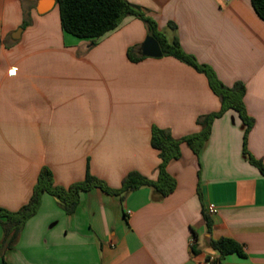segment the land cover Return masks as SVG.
<instances>
[{
    "label": "crops",
    "instance_id": "obj_1",
    "mask_svg": "<svg viewBox=\"0 0 264 264\" xmlns=\"http://www.w3.org/2000/svg\"><path fill=\"white\" fill-rule=\"evenodd\" d=\"M41 1L0 0V207L12 212L29 202L43 167L63 188L84 181L88 168L112 189L132 171L155 180L153 126L179 139L221 109L207 77L178 59L129 60L128 49L142 50L147 37L143 21L127 17L93 45L62 29L56 2L39 13ZM128 1L224 85H245L255 120L247 150L264 165V20L251 0ZM245 130L230 109L213 121L199 154L181 144V157L167 165L176 188L160 201L149 187L124 200L94 187L68 214L44 193L0 264H264V175L244 152ZM222 237L245 256L219 261L210 242Z\"/></svg>",
    "mask_w": 264,
    "mask_h": 264
},
{
    "label": "trees",
    "instance_id": "obj_2",
    "mask_svg": "<svg viewBox=\"0 0 264 264\" xmlns=\"http://www.w3.org/2000/svg\"><path fill=\"white\" fill-rule=\"evenodd\" d=\"M56 3L59 7L62 29L77 38L91 39L93 45L98 39L119 27L127 17H135L143 21L147 27V35L153 37L160 44L164 57H174L207 77L211 90L221 101V109L218 112L199 116L197 124L201 127V131L179 139L174 138L169 130L153 126L151 145L159 151L161 160L157 168L158 176L155 180L137 171H132L122 180L119 189H112L104 181L92 175L88 168L84 181L63 188L54 184L52 172L47 167H43L33 194L26 205L15 212L0 207V224L3 228L1 252L16 244L26 221L37 212L44 193L57 196L68 214L75 212L80 192L88 191L94 187L107 194L120 196L121 200H124L130 192L142 187H149L152 190L154 201L164 199L176 188V180L167 172V165L172 160L181 157V144L186 143L196 154H199L211 134L213 121L230 109L239 114L246 126L244 134L245 154L248 155L250 163L264 175L263 163L255 159L247 150L248 134L255 120L248 115L245 108L243 99L246 88L242 82H237L232 87L224 85L212 68L199 63L195 56L183 51L177 36L168 40L165 34L158 29L157 22L148 12L128 0H56ZM251 3L257 15L264 20V0H251ZM30 18V14L26 12L23 27L31 23ZM169 27L176 31L174 23H169ZM127 56L131 62H140L147 58L141 54L140 45L130 47ZM203 215L207 230L210 232L212 220L208 212H204ZM210 246L219 253V261L230 254L245 256L241 245L231 238L222 237L218 240H211Z\"/></svg>",
    "mask_w": 264,
    "mask_h": 264
},
{
    "label": "water",
    "instance_id": "obj_3",
    "mask_svg": "<svg viewBox=\"0 0 264 264\" xmlns=\"http://www.w3.org/2000/svg\"><path fill=\"white\" fill-rule=\"evenodd\" d=\"M55 2L56 0H42L38 7L39 13L43 14L49 11L54 6ZM21 31H22V28H20L15 33L17 36H14V37L19 38ZM141 52H142V55L146 57L160 58L163 56V52L160 47V44L151 36L146 37L142 45Z\"/></svg>",
    "mask_w": 264,
    "mask_h": 264
},
{
    "label": "built area",
    "instance_id": "obj_4",
    "mask_svg": "<svg viewBox=\"0 0 264 264\" xmlns=\"http://www.w3.org/2000/svg\"><path fill=\"white\" fill-rule=\"evenodd\" d=\"M221 1H223V2H227V1H229V0H221ZM215 211H216V208H215L214 205H210V206H208V208H207V212H208V214H211V215H212V214L215 213ZM213 262H214V259L210 257L208 263L211 264V263H213Z\"/></svg>",
    "mask_w": 264,
    "mask_h": 264
},
{
    "label": "rangeland",
    "instance_id": "obj_5",
    "mask_svg": "<svg viewBox=\"0 0 264 264\" xmlns=\"http://www.w3.org/2000/svg\"><path fill=\"white\" fill-rule=\"evenodd\" d=\"M57 7H58V5H57ZM20 29V28H19ZM148 36V35H147ZM141 54H142V52H141Z\"/></svg>",
    "mask_w": 264,
    "mask_h": 264
}]
</instances>
